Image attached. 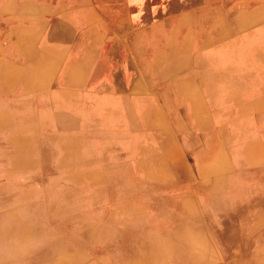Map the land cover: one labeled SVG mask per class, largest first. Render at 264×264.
<instances>
[{
  "label": "rangeland",
  "instance_id": "1",
  "mask_svg": "<svg viewBox=\"0 0 264 264\" xmlns=\"http://www.w3.org/2000/svg\"><path fill=\"white\" fill-rule=\"evenodd\" d=\"M216 1L215 18L227 21L236 0ZM218 92L198 111L220 131L223 160L182 169L107 164L104 145L122 127L101 105L71 121L68 107H7L0 264H264V94ZM238 147L249 165H221Z\"/></svg>",
  "mask_w": 264,
  "mask_h": 264
},
{
  "label": "crops",
  "instance_id": "2",
  "mask_svg": "<svg viewBox=\"0 0 264 264\" xmlns=\"http://www.w3.org/2000/svg\"><path fill=\"white\" fill-rule=\"evenodd\" d=\"M220 9L216 0H145L133 22L141 9L128 0H0V131L12 104L68 107L67 121L96 104L122 127L104 145L107 164L219 165L220 131L198 109L216 105L221 89L264 94V0H236L227 21L215 18ZM245 151L221 165H249Z\"/></svg>",
  "mask_w": 264,
  "mask_h": 264
},
{
  "label": "clouds",
  "instance_id": "3",
  "mask_svg": "<svg viewBox=\"0 0 264 264\" xmlns=\"http://www.w3.org/2000/svg\"><path fill=\"white\" fill-rule=\"evenodd\" d=\"M128 3H129L130 7L131 6H136L139 9H141V11H139L138 13H136L133 16V22H138L140 20V18L143 16V11L142 10H143L144 4H145V0H128ZM156 10L157 9L154 6L153 9H152L154 15L156 14Z\"/></svg>",
  "mask_w": 264,
  "mask_h": 264
},
{
  "label": "bare ground",
  "instance_id": "4",
  "mask_svg": "<svg viewBox=\"0 0 264 264\" xmlns=\"http://www.w3.org/2000/svg\"><path fill=\"white\" fill-rule=\"evenodd\" d=\"M255 225V224H254ZM264 240V239H263ZM259 246H260V244H259Z\"/></svg>",
  "mask_w": 264,
  "mask_h": 264
}]
</instances>
